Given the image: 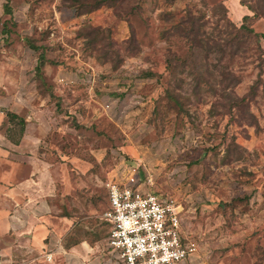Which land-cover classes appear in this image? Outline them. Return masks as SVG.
Instances as JSON below:
<instances>
[{
	"label": "rangeland",
	"instance_id": "obj_1",
	"mask_svg": "<svg viewBox=\"0 0 264 264\" xmlns=\"http://www.w3.org/2000/svg\"><path fill=\"white\" fill-rule=\"evenodd\" d=\"M242 1L113 0L77 16L74 0H0V119L11 106L43 127L40 147L59 171L54 212L71 211L74 237L93 246L80 264H117L101 218L104 184L130 168L181 205L182 230L198 247L187 264H264V38L221 61L238 80L222 92L219 54L188 57L174 30L191 12L214 36L222 3L230 23L248 15L264 35V16ZM177 57L192 73L174 69ZM230 96L249 101L235 109ZM15 123L0 121V146Z\"/></svg>",
	"mask_w": 264,
	"mask_h": 264
},
{
	"label": "crops",
	"instance_id": "obj_2",
	"mask_svg": "<svg viewBox=\"0 0 264 264\" xmlns=\"http://www.w3.org/2000/svg\"><path fill=\"white\" fill-rule=\"evenodd\" d=\"M10 108L9 112L20 117L17 110H12L14 107ZM20 118L24 122L23 132L19 134L17 130L16 135L9 130L0 146V201L3 204L0 264H58L57 254H60V263L80 264L81 259L90 257L93 246L85 239L74 237L75 218L70 215L71 211L65 215L62 211L54 212L61 205L54 186L59 171L53 170L54 166L45 158L46 151L40 147L46 134L30 118ZM4 119L10 125L5 116L0 121ZM105 195L107 204L106 190ZM103 222L108 229V224ZM107 249V254L121 264L116 253Z\"/></svg>",
	"mask_w": 264,
	"mask_h": 264
},
{
	"label": "built area",
	"instance_id": "obj_3",
	"mask_svg": "<svg viewBox=\"0 0 264 264\" xmlns=\"http://www.w3.org/2000/svg\"><path fill=\"white\" fill-rule=\"evenodd\" d=\"M150 184L151 178L140 180L135 168L121 182H105L107 207L101 218L108 224L107 247L121 264L189 261L198 247L182 230L181 205L154 193Z\"/></svg>",
	"mask_w": 264,
	"mask_h": 264
},
{
	"label": "trees",
	"instance_id": "obj_4",
	"mask_svg": "<svg viewBox=\"0 0 264 264\" xmlns=\"http://www.w3.org/2000/svg\"><path fill=\"white\" fill-rule=\"evenodd\" d=\"M77 2L78 6L75 8V15H81L84 13H89L91 11L96 10L99 8L104 2L106 1H113V0H74ZM256 2H259L258 4L248 5L245 3V0L241 2L242 7H246L249 11L253 13L254 16L263 15L264 16V0H256ZM220 7L225 13L216 21L215 30L217 29V33L214 36H210L208 33H206L203 28L200 26V19H197L191 12H189L184 20L178 21L174 25V30L177 34L182 36L186 39V45L188 50V57H192L194 54V50H198L202 52V56L204 59L207 58V56L214 52L219 54V59L217 61L218 65L223 69L222 71L218 72V86L222 89V92L225 91V89L230 88V91L232 88L236 86L238 83L237 78L234 76L232 72H227L228 68L225 66H221V61H224V58L226 56H232L237 55L238 52L242 51L245 52L247 47L250 46V44L258 43L260 38H264V35H260L258 33H255L254 30L250 27L249 21L251 20L250 16L245 15L242 20V24L239 27H236L232 23H230L226 17V9L223 6V4H220ZM225 25L226 30H222L219 28V26ZM31 46V45H30ZM42 57H39V61L41 62ZM177 66L174 69H186L188 73H192V65H188L186 63V58H175ZM196 64V62H194ZM204 67V66H203ZM166 68L169 70L171 69V64L169 63V59H166ZM196 80L195 87L197 89L200 88V85L205 80L202 76L197 75V78L195 79V76L193 78ZM253 89V88H252ZM49 95L51 99H56L54 93L49 91ZM168 95L170 96L169 99L173 101L175 104H178V95H173L172 93L168 92ZM225 95V94H224ZM228 96V95H226ZM230 104L232 108L235 109H243L244 105L247 104V101L249 99L245 98H237V97H229ZM59 101V100H58ZM57 101V102H58ZM58 104V103H57ZM59 106V105H58ZM57 112L63 113L61 109L57 110ZM58 115V114H57ZM62 115V114H60ZM4 116L7 119V121L12 124L15 123L19 126V134L23 132L24 128V122L23 120L18 117L17 115L9 112L8 110H4ZM68 126H70L68 124ZM71 127V126H70ZM104 190L105 187H104Z\"/></svg>",
	"mask_w": 264,
	"mask_h": 264
}]
</instances>
